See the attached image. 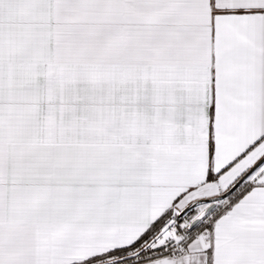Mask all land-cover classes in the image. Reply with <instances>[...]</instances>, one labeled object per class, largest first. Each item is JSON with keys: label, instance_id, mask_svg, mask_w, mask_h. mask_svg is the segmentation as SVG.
Here are the masks:
<instances>
[{"label": "snow or ice", "instance_id": "obj_1", "mask_svg": "<svg viewBox=\"0 0 264 264\" xmlns=\"http://www.w3.org/2000/svg\"><path fill=\"white\" fill-rule=\"evenodd\" d=\"M0 264H264V0H0Z\"/></svg>", "mask_w": 264, "mask_h": 264}]
</instances>
